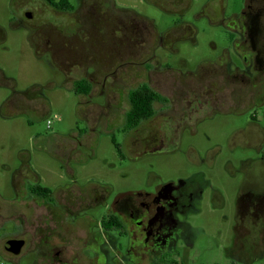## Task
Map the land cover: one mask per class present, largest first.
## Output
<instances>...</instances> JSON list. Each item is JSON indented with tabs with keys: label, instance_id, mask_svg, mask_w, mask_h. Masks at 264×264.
I'll return each mask as SVG.
<instances>
[{
	"label": "flooded vegetation",
	"instance_id": "flooded-vegetation-1",
	"mask_svg": "<svg viewBox=\"0 0 264 264\" xmlns=\"http://www.w3.org/2000/svg\"><path fill=\"white\" fill-rule=\"evenodd\" d=\"M1 1L9 21L28 32L37 58L46 57L62 76L60 87L74 83L83 128L41 137L47 154L59 160L64 181H45L32 168L30 152L18 153L9 190L0 192V259L29 257L30 264L173 260L179 248L195 244L192 215L203 203L210 208V199L221 198L210 178L221 147H208L203 156L190 142L181 150L183 139L208 140L212 132H228L229 139L239 138L255 153L239 161L243 183L235 203L233 249L241 248L243 231L264 234V0H243L232 15L226 14L227 0H217L188 17L192 0H143L175 19L164 29L115 0ZM183 19H206L226 37L219 49L210 40V61L194 69L182 58L178 68L161 62V55L177 56L180 44L196 47L198 31ZM0 87L10 91L0 105L2 118L6 105L28 115L40 113L47 101L35 85L16 91L15 81L1 69ZM114 132L123 143L131 139L133 161L181 150L183 159H196L198 170L167 179L151 170L142 186L117 191L111 184L77 181L71 167L83 164L98 134ZM113 143L121 154L125 145Z\"/></svg>",
	"mask_w": 264,
	"mask_h": 264
},
{
	"label": "rangeland",
	"instance_id": "rangeland-1",
	"mask_svg": "<svg viewBox=\"0 0 264 264\" xmlns=\"http://www.w3.org/2000/svg\"><path fill=\"white\" fill-rule=\"evenodd\" d=\"M117 5L132 7L152 18L155 24L164 29L173 24L175 19L167 14H160L143 0H115ZM193 6L186 16L196 14L198 8L217 0H192ZM243 0H227L226 14H238ZM193 23L198 31L196 47L183 43L178 46L180 52L175 57L161 55V62L178 68L179 59L188 63V69H194L202 61H210V40H213L218 49L224 44L225 35L218 29L210 28L206 19H183ZM0 69L9 78L15 81L16 91H26L32 86L41 87L42 95L47 99L38 114H23L17 110V105H6V116L0 115V192H8L7 181H10L11 171L17 166V155L21 150H27L31 155V166L42 175L45 181H64V173L59 160L47 154L46 144L41 137L66 134L71 130H81L83 124L78 120L79 112L77 97L74 92V83L71 88H61L62 76L54 69L46 57L37 58L28 32L17 23L9 21V12L0 0ZM169 74V73H168ZM10 94L7 88L0 87V105ZM1 107V106H0ZM50 122V129H47ZM120 145L121 154L112 141ZM228 132L209 135V139L201 135L192 139H183L181 150L186 149L188 142L195 147L201 156L205 150L214 145L221 147L217 155L210 178L215 189L220 191L221 198L210 199V208L205 203L192 215L190 221L194 227V246L181 247L173 260L161 264H264V234L256 235L248 232L242 237L240 249L235 250V207L237 195L243 183L239 161L246 158H255V153L246 149L239 138H230ZM37 139V140H36ZM35 141V142H34ZM121 134H98L96 140L86 151V158L82 165L72 166L77 181H99L111 184L115 191L123 187L134 188L145 184L154 171L163 179L188 177L198 170L195 167L194 157H182L179 153L164 157H145L133 161L129 153L131 139L123 143ZM35 146L37 149H34ZM50 146V145H49ZM260 156L264 157V147ZM230 161V164L228 163ZM249 223H245L248 225ZM248 229V228H247ZM246 230V229H245ZM3 235L0 234V240ZM236 253V254H232ZM240 256L233 260L232 256ZM0 264H30L29 257L15 260L0 259Z\"/></svg>",
	"mask_w": 264,
	"mask_h": 264
},
{
	"label": "water",
	"instance_id": "water-1",
	"mask_svg": "<svg viewBox=\"0 0 264 264\" xmlns=\"http://www.w3.org/2000/svg\"><path fill=\"white\" fill-rule=\"evenodd\" d=\"M13 243H14V242H13ZM13 243H12V242H9V243H8V247H9V246L12 247V246H13ZM17 247H18V246H17ZM17 247H16V250H15L16 253L18 252Z\"/></svg>",
	"mask_w": 264,
	"mask_h": 264
},
{
	"label": "trees",
	"instance_id": "trees-1",
	"mask_svg": "<svg viewBox=\"0 0 264 264\" xmlns=\"http://www.w3.org/2000/svg\"><path fill=\"white\" fill-rule=\"evenodd\" d=\"M114 141V140H113ZM115 148H117V145L115 146ZM117 151L120 153V150L117 149Z\"/></svg>",
	"mask_w": 264,
	"mask_h": 264
},
{
	"label": "built area",
	"instance_id": "built-area-1",
	"mask_svg": "<svg viewBox=\"0 0 264 264\" xmlns=\"http://www.w3.org/2000/svg\"><path fill=\"white\" fill-rule=\"evenodd\" d=\"M50 125V122H47V126H49Z\"/></svg>",
	"mask_w": 264,
	"mask_h": 264
}]
</instances>
